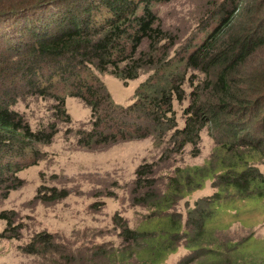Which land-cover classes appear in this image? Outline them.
I'll list each match as a JSON object with an SVG mask.
<instances>
[{
  "label": "rangeland",
  "instance_id": "rangeland-1",
  "mask_svg": "<svg viewBox=\"0 0 264 264\" xmlns=\"http://www.w3.org/2000/svg\"><path fill=\"white\" fill-rule=\"evenodd\" d=\"M10 1L29 0H3ZM83 1L92 7L91 12L96 14L92 16L100 20L102 13L96 9L100 0ZM251 2L152 0L146 5L154 14L155 30L148 31L140 41L128 35L122 37L121 41L127 42L124 52H115L112 56L117 63L107 62L106 70L97 65V56L94 61L77 66L63 59L65 64L60 65L58 59L34 56L32 50L24 47H3V34L19 31L0 29V97L8 100L10 108L19 115L17 134L22 138L4 155L11 169L0 179V264H73L71 254H88L96 245L121 247L124 237L119 216L130 227L145 229L147 219L157 216L159 211L137 201L143 197L145 202H157L181 169L203 165L213 155L218 163L235 152H248L259 146L260 153L247 163L264 172V94L252 97V101L229 98L226 105L212 97L221 66L214 61L220 44L213 43L214 36L222 29L225 31V27L229 29L238 5ZM144 4V0L140 1L137 14L144 11ZM71 6L77 10V0L71 1ZM24 36L30 39L29 35ZM205 44L208 45L204 47ZM192 55L195 57L190 59ZM134 66L139 68L137 77L125 79L117 75ZM72 67V72L62 74ZM263 75L264 53L260 51L233 70L227 82L229 91L250 94L261 87L256 81L264 79ZM168 76L172 87L169 109L162 103L158 112L131 111L126 118L138 126H129L133 133L127 136L91 143L82 139V130L92 129V107L85 96L73 93L83 90L88 95L89 90L82 87L86 82L95 87L99 78L116 103L128 106L140 97L143 81ZM108 105L104 106L103 117L106 129L121 125L106 118L112 111ZM193 110L197 113L193 114ZM157 115L162 119L169 116V128L168 121L157 123ZM189 115L198 117L197 133L190 138L176 134L177 128L186 125ZM229 125V138H236L230 146L225 130ZM26 127L33 133H28ZM11 140L13 143V138H7L9 144ZM218 180L217 175L207 178L202 187L174 201L169 211H176L186 222L198 199L213 197L219 190ZM223 192L219 195L231 197L234 193L232 189ZM223 213L220 226L224 229L221 234L214 232V240L222 244L249 238L245 242L247 256L263 258L264 252L260 250H264V197L257 201L241 199ZM45 234L50 235L49 242L42 237ZM33 240L37 241L38 251H26L24 247ZM186 243L188 236L161 264H177L181 257L191 253Z\"/></svg>",
  "mask_w": 264,
  "mask_h": 264
},
{
  "label": "trees",
  "instance_id": "trees-1",
  "mask_svg": "<svg viewBox=\"0 0 264 264\" xmlns=\"http://www.w3.org/2000/svg\"><path fill=\"white\" fill-rule=\"evenodd\" d=\"M71 1L73 0H29L11 3V1L0 0V29L4 27L19 31L13 34H3L5 40L2 42L3 47L14 50L24 47L26 50H32L34 56L41 54L48 58L53 57L54 61L58 59L60 65L70 62L77 66L94 61V57L97 56L99 59L96 62L97 65L101 70H106L109 65L107 62L117 63L112 55L115 52H118L117 54L124 52L127 42H122V37L128 35L132 40L140 41L144 34H148V31L155 30L152 27L154 14L148 6L152 0H144L145 4L142 6L144 11L140 14H137V9L140 7V1L143 0H100L96 6L97 11L102 13L100 20L92 16L96 14L91 12L92 7L87 6L83 0H77V10L71 6ZM132 15L134 18H131ZM232 16L234 18L229 29L225 27V31L223 29L218 31L213 42L220 43L214 61L221 63V66L216 73L217 80L213 84L215 93L212 97L218 99L223 105L229 103V98L234 100L250 98L252 101V97L264 94V79L256 81L261 86L260 88H254L250 94L246 95L229 91V84H227L230 81L228 78L233 75V70L242 61L257 52L264 53V0H252L251 3L240 4L234 9ZM38 21L42 24H38ZM132 27L133 31L130 30ZM26 34L30 36V39L24 36ZM95 35L98 37L96 38ZM207 45L205 44L204 47ZM202 50L201 46L198 52ZM194 57L195 55H192L190 59ZM63 59L65 63H62ZM73 69L74 67L70 70L64 69L62 74L72 72ZM117 75L125 79L135 78L139 75V68L134 66L133 69L125 70ZM97 80L100 83L95 87L88 82H86L87 87L82 86L89 90L88 95L84 94L83 90L73 93L85 96V100L92 107V129L89 132L82 130L84 133L82 139L87 138V143L132 134L130 127L135 125L136 128L138 124L133 120L131 122L127 120L126 116L131 111L144 109L158 112L162 103H166L169 109V94L172 92L169 76L166 79L154 80L153 77L143 81L139 86L141 91L138 95L140 97L128 106L116 103L106 85L99 78ZM106 99L110 105L106 104ZM61 103H64L63 97ZM105 105L112 109L110 114L105 115L106 118L114 120L113 123H121V125L107 126L109 129L103 126ZM192 112L197 113L194 110ZM166 115H164L165 119L157 115L156 118H159L157 123L161 125L168 121L169 128V116ZM196 115H189L186 125L183 128H177L176 134L190 138V135L197 133L198 117ZM18 116L17 112L10 108V102L0 97V152L2 154L0 156V179L11 169V163L4 155L10 152V148L13 149L11 145L16 140L22 141L20 135L17 134L21 123L16 119ZM153 116L152 118H155ZM262 123L264 126V116ZM141 126L142 124L139 125L140 128ZM231 127L229 125L225 129L228 131H226L228 138ZM26 128L28 133H33L28 130V127ZM34 134L37 136L38 133ZM7 138H13V143L11 140L9 144ZM235 139L229 138L228 146L234 145ZM260 150L259 146H255L248 152H235L228 160L224 158L218 163L214 161L213 155V158L208 159L203 165L187 166L181 169L182 172L172 179L160 200L152 203L148 202L149 199L145 202L146 198L142 197L137 201L139 204L148 205L149 208H156L159 211L157 216L147 219L149 222L144 223L147 225L145 229L130 227L126 221L121 222L124 218L119 216L118 219L123 227L121 230L124 237L122 246L110 249L99 244L88 254L77 256L71 254L75 262L73 264H161L171 252L177 249L181 239L186 236H188L186 245L191 248L192 252L181 257L177 264H264V257L255 256L254 259H250L247 256L245 242L249 238L234 243L222 242V245L214 240L213 235L217 230L220 234L222 233L224 228L220 226V223H223L221 216L224 215L223 211L227 207L244 198L257 201L264 197V172H258L257 167L247 163L255 158ZM215 175L219 179V190L213 197L198 199L196 206L189 210L186 222L182 221L176 211H169L174 201L181 195L202 187L207 178ZM229 189L234 191L231 197L219 195ZM147 195L151 197L149 193ZM228 214L236 216L235 213L228 212ZM4 215L3 217H6ZM42 237L46 242L51 240L49 234L42 235ZM37 247V241L33 240L24 249L28 252H37ZM260 251L264 252L263 249Z\"/></svg>",
  "mask_w": 264,
  "mask_h": 264
}]
</instances>
